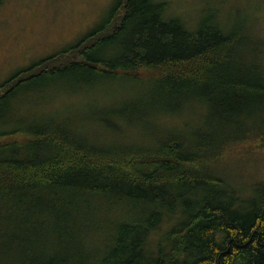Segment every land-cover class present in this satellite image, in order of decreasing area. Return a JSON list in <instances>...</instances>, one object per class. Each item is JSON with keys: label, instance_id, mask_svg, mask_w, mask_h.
<instances>
[{"label": "trees", "instance_id": "trees-1", "mask_svg": "<svg viewBox=\"0 0 264 264\" xmlns=\"http://www.w3.org/2000/svg\"><path fill=\"white\" fill-rule=\"evenodd\" d=\"M113 5L0 86V264H264V0Z\"/></svg>", "mask_w": 264, "mask_h": 264}, {"label": "rangeland", "instance_id": "rangeland-1", "mask_svg": "<svg viewBox=\"0 0 264 264\" xmlns=\"http://www.w3.org/2000/svg\"><path fill=\"white\" fill-rule=\"evenodd\" d=\"M115 2L116 0H0V86L19 70L36 65L48 56L81 41L90 30L103 24ZM262 16L261 24L264 27V13ZM60 84L67 89L66 94L70 97L65 96L61 101L55 102L60 103V108L56 110L64 114L75 106L80 108L77 113L83 114L97 107L93 95L77 98L71 94L74 92L72 78ZM53 106V101H48L46 107L54 110ZM106 107L109 106L99 109ZM259 127L260 124L253 128ZM190 129L186 130L188 135L198 128L194 125ZM249 167L252 168L244 164L240 174H248L245 168ZM259 173L264 176V163Z\"/></svg>", "mask_w": 264, "mask_h": 264}]
</instances>
